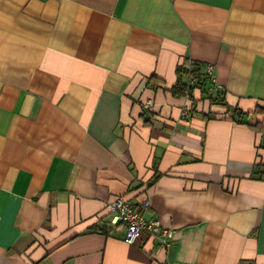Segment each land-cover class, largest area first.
Returning <instances> with one entry per match:
<instances>
[{"label": "crops", "instance_id": "obj_1", "mask_svg": "<svg viewBox=\"0 0 264 264\" xmlns=\"http://www.w3.org/2000/svg\"><path fill=\"white\" fill-rule=\"evenodd\" d=\"M187 61L228 108L171 94ZM263 135L264 0H0V264H264Z\"/></svg>", "mask_w": 264, "mask_h": 264}, {"label": "built area", "instance_id": "obj_2", "mask_svg": "<svg viewBox=\"0 0 264 264\" xmlns=\"http://www.w3.org/2000/svg\"><path fill=\"white\" fill-rule=\"evenodd\" d=\"M206 74L209 77L212 85L208 88V93L212 94L217 91L218 86L213 74V65L208 63L206 65ZM192 78H190V83ZM190 110L183 108L181 116L186 118ZM139 209L124 196L119 195L109 200L106 204L108 213L114 215L125 226L123 240L126 243H134L143 235L153 238L163 247H168L174 235V230L163 227L159 219L155 216L145 217L142 209L148 207V201L144 200L139 203ZM185 264V263H181Z\"/></svg>", "mask_w": 264, "mask_h": 264}, {"label": "trees", "instance_id": "obj_3", "mask_svg": "<svg viewBox=\"0 0 264 264\" xmlns=\"http://www.w3.org/2000/svg\"><path fill=\"white\" fill-rule=\"evenodd\" d=\"M200 63L197 61H187V63H183L176 67L175 73H176V82L175 84L169 88V91L173 96H185L191 95V91L194 87H197L200 89L201 95H203L204 98L208 99L210 103L212 104H219L222 106H227V102L225 100V97L223 95L222 91H215V94L208 93L207 84L208 81L210 82L209 77L207 76L206 72H202L200 68ZM190 77L192 78L191 83H187V81L184 80V77ZM232 113V120L238 124H244L251 127H257L259 128L260 121L254 118V114L258 112H262V109L259 107H256L255 110L251 112H243L242 110L238 108H233ZM264 136V135H263ZM156 176L154 177V179Z\"/></svg>", "mask_w": 264, "mask_h": 264}, {"label": "rangeland", "instance_id": "obj_4", "mask_svg": "<svg viewBox=\"0 0 264 264\" xmlns=\"http://www.w3.org/2000/svg\"><path fill=\"white\" fill-rule=\"evenodd\" d=\"M253 120H254V118H253Z\"/></svg>", "mask_w": 264, "mask_h": 264}]
</instances>
